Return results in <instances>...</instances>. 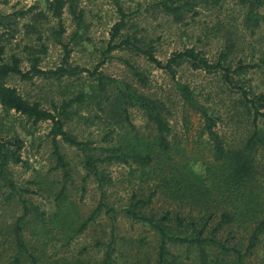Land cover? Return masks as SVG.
I'll return each mask as SVG.
<instances>
[{"label":"rangeland","instance_id":"374dc122","mask_svg":"<svg viewBox=\"0 0 264 264\" xmlns=\"http://www.w3.org/2000/svg\"><path fill=\"white\" fill-rule=\"evenodd\" d=\"M156 1L118 0L122 10L127 13L125 27L120 32L152 45L154 56L161 61L171 52L191 46L202 51L208 60L214 61L218 52L231 42L233 47L228 57L231 67L236 65L238 59L244 64H258L247 68L239 78L235 76L236 79L243 78L254 94L264 95V63L259 65L260 58L264 57V4L258 9V16L262 19L257 27L251 29L243 22L245 8L237 0H223L217 6L195 2L188 11L184 7L179 21L158 7H152ZM46 5L47 0H0V17L8 16L6 21L11 22L13 34L10 36L7 32L10 27L0 26V32L6 37L3 59L7 61L9 55H15L19 59V67L27 70L29 60L38 57V68L53 69L60 64L65 45L69 49V64L86 71L61 78L36 75L29 80L11 75L7 77L6 84L46 109L51 108V102L72 97L77 91L83 92V102L72 106L76 114L65 123L64 129L77 140L90 142L96 147L105 146L106 142L101 140L102 134L112 127L109 120H104L103 114L99 119L93 118L94 113H99L90 91V86L96 80L87 74L97 65L96 69L101 74L125 80L164 104L165 117L171 128L168 136L170 160L177 163H171L173 169L170 172L151 167L141 169L130 162L100 164L98 167L112 181L103 187L105 195L102 201L117 212L109 215L102 210L70 243L61 246L62 237L67 232L66 225H76L96 205L99 198L97 183L92 175L85 176L80 151L57 137L58 150L70 173L66 181V198L62 202L57 201L55 192L62 182V176L59 168H53L55 160L48 132L50 122L45 120L32 124L24 116L12 110L5 113L0 107V135H16L22 141L19 151L21 162L7 167V177L16 188L11 190L6 181L0 179V232L20 214L21 204L17 195L20 193L35 212L42 213L37 227L30 222L24 228L23 236L28 247L39 248L35 254L41 253L43 263L63 258L97 264L103 257L106 244L112 240L113 264H145V257L149 259L147 264H151L156 249L155 234L146 224L132 221L121 212L130 193L136 191L145 196L155 189L150 208L157 214L169 208L184 212L191 209L192 213H196L200 207L189 199L179 205L175 196L161 185L162 179L178 176L185 169L199 176L204 186L209 188L212 182L208 170L212 171L216 166V163H212V143L202 129V119L184 103L177 82L187 84L194 91L196 99L213 113L216 117L214 129L226 145L237 147L243 144L252 129L251 115L242 106L237 90L222 80L219 71L206 73L182 64L171 77L134 51L116 48L103 55L109 29L118 19L116 6L111 0H77L76 7L82 11L80 24L72 18L66 5L60 19L63 27L60 42L52 34L53 30L58 29V21L50 16ZM19 10L28 11L15 15L14 12ZM25 25H31V28ZM74 33L76 36L73 38ZM123 60L143 73L146 77L144 84L134 79ZM259 111L262 114L258 116V125L264 139V101ZM128 114L139 133H152L151 125L140 109L131 107ZM116 138L112 133L109 143H115ZM254 159L256 177L264 187V151L257 148ZM215 210L210 203L209 212ZM42 227L46 232L41 230ZM32 230L37 231L35 236L31 234ZM168 249L185 263L194 258L195 253L183 245L168 244Z\"/></svg>","mask_w":264,"mask_h":264},{"label":"trees","instance_id":"16d2710c","mask_svg":"<svg viewBox=\"0 0 264 264\" xmlns=\"http://www.w3.org/2000/svg\"><path fill=\"white\" fill-rule=\"evenodd\" d=\"M222 1L158 0L151 6L158 7L164 13L170 14L174 20L179 21L184 7L188 11L195 2L217 6ZM111 2L116 6L118 19L109 29L107 44L102 51L103 55L116 48L134 51L136 54L143 55L154 66L163 69L171 77L182 64L206 73L219 71L222 80L229 87L237 90L242 106L251 115L252 129L245 137L243 144L237 147L226 145L214 129L216 117L213 113L196 99L194 91L187 84L177 82V88L184 103L196 111L202 119V129L212 143V163H216V166L214 170H208L212 182L209 188L204 186L199 176L185 169L178 176L173 175L168 179H162L161 185L175 196L179 205L185 199L198 205L200 210L196 213H192L191 209L184 212L169 208L157 214L150 208L155 189L145 196L136 191L130 193L121 212L132 221L146 224L155 234L156 249L151 264H264V187L256 177L254 159L257 148L264 151V139L258 125V116L262 114L259 109L263 106L264 95L254 94L244 83L243 78L236 79L245 73L247 68L256 67L258 64H244L238 59L236 65L231 67V62L228 61L233 47L231 42L218 52L214 61L208 60L202 51L196 50L193 46L173 51L164 61H161L154 56L152 45L141 42L133 35L120 32L125 27L127 13L122 10L118 0H111ZM76 3L77 0H47V11L58 21V29L53 30L52 34L59 42L63 32L60 19L66 5L75 22L81 23L82 11L77 9ZM237 3L245 8L244 24L251 29L257 27L262 19L258 16V9L264 4V0H237ZM26 11L19 10L14 14L22 15ZM7 17V15L0 17L1 27H10L11 22L6 21ZM25 26L31 28V25ZM11 30V27L7 29L10 36L13 35ZM75 36L76 33L73 38ZM4 40L6 37L3 32H0V107L5 113L12 110L24 116L32 124L45 120L50 122L48 132L55 160L53 168H59L62 176V182L55 192V199L62 202L66 198V181L70 174L67 163L58 150L57 137L80 151L82 165L86 170L85 176L92 175L97 183L99 198L96 205L76 225H66L67 232L62 237L61 243V246H65L102 210L109 215L117 212L102 201L105 195L103 187L110 185L112 181L98 167L100 164L110 162L129 164L130 162L141 169L151 167L158 171H172L171 163L177 162L170 160L171 146L168 136L171 128L165 117L166 108L161 101L142 93L131 83L101 74L97 71L96 65L87 73L89 76H94L96 80L95 84L90 86V91L94 106L99 113H94L93 118L99 119L100 114H103L102 117L104 120H109L108 123L112 128L102 134L101 140L106 142L105 146L96 147L90 142L77 140L64 129V125L76 114V111L71 109L72 106L83 102V92L77 91L72 97H63L58 102H51V108L46 109L37 101H29L23 97L15 87L6 84V79L11 75H16L21 80H29L36 75L61 78L78 75L86 69L69 64L67 61L69 49L64 45L63 56L57 67L40 69L37 66L39 58L32 57L29 60L28 69L22 70L19 67V59L15 55H9L7 61L3 59ZM259 61V65L263 64L264 57ZM123 62L134 79L141 84L146 82V77L141 71L127 61L123 60ZM131 107L142 111L146 121L151 125L152 133L144 135L135 129L128 114V109ZM112 133L117 136L113 144L109 143ZM21 147L22 141L16 135H0V179L6 181L11 190L16 187L7 177V167L9 164L21 162L19 155ZM22 191L29 192L27 189ZM17 195L21 212L0 232V264H45L42 262L41 253L35 254L39 252V248L28 247L23 236V230L30 222L33 227H37L38 218L42 213L35 212L20 193ZM210 197H212L211 202H209ZM210 203L216 208L215 211L209 212ZM41 230L43 231V227ZM31 234L35 236L37 231L32 230ZM168 244L183 245L195 253L194 258L185 263L178 255L169 251ZM105 248L103 257L97 264H113L112 240L106 244ZM144 260L145 264L149 261L148 257ZM46 264L86 263L81 260L69 261L55 258Z\"/></svg>","mask_w":264,"mask_h":264}]
</instances>
